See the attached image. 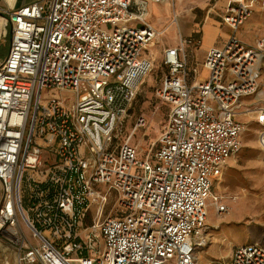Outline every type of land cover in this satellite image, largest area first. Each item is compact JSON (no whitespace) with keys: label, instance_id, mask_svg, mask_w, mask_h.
I'll return each mask as SVG.
<instances>
[{"label":"built area","instance_id":"built-area-1","mask_svg":"<svg viewBox=\"0 0 264 264\" xmlns=\"http://www.w3.org/2000/svg\"><path fill=\"white\" fill-rule=\"evenodd\" d=\"M149 4L0 6V52L11 43L0 62V236L15 264H197L212 240L210 207L229 213L213 190L243 150L242 117H255L264 152V104L243 106L263 95L264 36L239 37L257 0L228 4L219 17L232 36L203 63L192 62L202 41L180 31L164 52L157 95L170 115L157 149L140 160L130 140L118 142L155 70L148 51L167 32L148 23ZM172 24L180 28L177 14ZM113 198L118 213L102 221ZM225 264H264V244L235 248Z\"/></svg>","mask_w":264,"mask_h":264},{"label":"rangeland","instance_id":"rangeland-1","mask_svg":"<svg viewBox=\"0 0 264 264\" xmlns=\"http://www.w3.org/2000/svg\"><path fill=\"white\" fill-rule=\"evenodd\" d=\"M148 1L150 3L148 23L159 32L166 30L167 32L158 37L148 51L155 60V70L139 86L138 96L118 140L120 144L130 140L132 145L138 147L142 154L139 157L140 160H144L145 155L157 149L161 135L169 122L170 107L162 103L157 95L168 72L163 61L164 49L176 46L180 29L188 35L194 23H199L201 27L209 17L221 22L218 16L224 13L229 2L235 0H176L175 3L171 0ZM166 1L170 3L172 17H166L169 10ZM261 2L262 0H257L256 11L252 18L261 17V23L264 26ZM175 14L179 16L180 28L172 24ZM197 29L200 30V28ZM263 36L264 32L261 37ZM10 44L9 37L3 43L0 62L8 56ZM207 44L208 42L205 41L204 46ZM198 49L200 50L201 47ZM198 61L204 62L202 59ZM206 75L203 72L201 78H205ZM261 92L262 97L251 100L252 107L264 104V73ZM54 94L56 92L50 97L47 95L46 98H51L55 96ZM61 96L71 101L74 99L70 93H61ZM246 118L250 119L246 116L241 118L247 125L243 150L230 161L224 175L216 182L213 190L214 196L221 198L223 204L229 208V213L219 215L215 207H210L209 225L213 230L209 232V235L212 240L207 248L197 254V264H225L235 248L253 243L264 244V152L259 145L260 127ZM142 121L145 124L137 128ZM118 210L117 201L113 198L103 211L102 221L117 215ZM98 213L100 214L99 206L91 212V219L98 218ZM89 222H91L90 219ZM6 259L10 264H14L15 256L10 244L0 236V264H5Z\"/></svg>","mask_w":264,"mask_h":264},{"label":"crops","instance_id":"crops-1","mask_svg":"<svg viewBox=\"0 0 264 264\" xmlns=\"http://www.w3.org/2000/svg\"><path fill=\"white\" fill-rule=\"evenodd\" d=\"M34 2H36V0H0V6L3 8H6V9L12 10V11H16V10H18L24 6L33 4ZM166 4L169 7L168 14L166 15V17H168V16L172 17V12L170 11L169 1L168 2L166 1ZM203 5H204V3H203ZM261 22H262V18L259 16H256V18L250 19L241 28L240 33H239V37L244 42H246L247 44L255 45L257 39L260 38L262 33L264 32V30H263L264 26L262 25ZM174 27H176V26H174ZM197 28H200V30H198ZM179 31H181V29ZM181 34L184 37L193 36L194 38L200 39L202 41L201 49L200 50L198 49L199 51L196 50L193 53L192 62L194 63V62H199L198 61L199 59L205 60L206 55L210 49L222 48L224 46V44H226L228 42V40L230 39V37L232 36V31L230 28L224 26L222 24V22H219L214 18L211 19V17H209L208 20L201 27H200L199 23H194V26L190 30V34H188V35L184 34L183 31H181ZM205 41H207L208 44L204 46ZM178 45H179V34H177L176 46L166 47L164 49V52L168 49L176 48ZM2 47H3V45H2ZM1 53H2V51L0 52V55H1ZM163 61H164V59H163ZM251 100H253V99L245 100L243 102V106L245 108L250 107L252 105ZM254 107H256V106H254ZM246 119H248V121L252 120L255 122L254 116H251L250 119L249 118H246ZM2 194H3V190H2V186L0 184V201L2 199ZM14 264H15V262H14Z\"/></svg>","mask_w":264,"mask_h":264},{"label":"bare ground","instance_id":"bare-ground-1","mask_svg":"<svg viewBox=\"0 0 264 264\" xmlns=\"http://www.w3.org/2000/svg\"><path fill=\"white\" fill-rule=\"evenodd\" d=\"M157 32H159V31H157ZM160 33V32H159ZM134 138V133H133V137H132V139ZM132 139H131V141H132ZM209 222H210V219H209ZM10 255V254H9ZM9 261V260H8ZM15 262V261H14Z\"/></svg>","mask_w":264,"mask_h":264}]
</instances>
